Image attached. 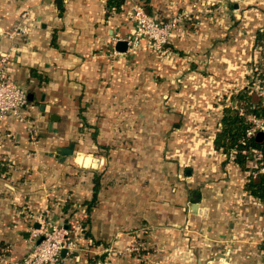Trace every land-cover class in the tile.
<instances>
[{"label": "crops", "instance_id": "1", "mask_svg": "<svg viewBox=\"0 0 264 264\" xmlns=\"http://www.w3.org/2000/svg\"><path fill=\"white\" fill-rule=\"evenodd\" d=\"M114 1L0 0V57L27 92L19 117H0V264L25 255L41 213L67 229L85 219L66 264H91L80 255L93 246L98 264H264V204L246 189L256 165L213 145L223 109L241 114L249 96L264 0H118V11ZM135 4L163 21L192 12L168 56L144 42L116 51ZM224 86L244 90L219 99ZM137 242L143 259L126 253Z\"/></svg>", "mask_w": 264, "mask_h": 264}, {"label": "built area", "instance_id": "2", "mask_svg": "<svg viewBox=\"0 0 264 264\" xmlns=\"http://www.w3.org/2000/svg\"><path fill=\"white\" fill-rule=\"evenodd\" d=\"M195 8V7H194ZM195 10V9H194ZM192 12H183L168 18L165 22H158L153 16L146 13L144 8L135 4L128 14V19L133 22L134 28L126 43L129 50L137 49L145 43L149 53L156 59H162L169 55L168 41L171 33L189 19ZM26 18L22 15V19ZM26 28L20 23L17 34H24ZM144 42V43H143ZM264 53V44L262 45ZM9 60L6 55L0 57V117H19L20 110L27 104V92L19 86L8 73ZM258 71L252 77L250 93L257 97L261 106L264 107V72ZM253 109V107H251ZM245 119L246 128L241 140L242 144L255 139L258 133L264 135V115L253 112L241 111ZM253 154V150L249 149ZM235 153L234 150L231 152ZM231 154V155H232ZM264 175V166H260L251 173L253 177ZM36 228L29 230L28 242L30 251L19 261L12 264H63L65 255H73L78 251V243L72 236V232L58 224L48 223L45 215L38 214L33 217Z\"/></svg>", "mask_w": 264, "mask_h": 264}, {"label": "trees", "instance_id": "3", "mask_svg": "<svg viewBox=\"0 0 264 264\" xmlns=\"http://www.w3.org/2000/svg\"><path fill=\"white\" fill-rule=\"evenodd\" d=\"M114 2L117 5V7H115L116 11H118L121 0L120 2L118 0ZM154 18L160 23L165 22L155 16ZM240 98L242 106L241 108L245 112H253L257 115H264V107L261 106L259 101L254 102L250 99V97H248V95H242V97ZM251 107H253V109H251ZM245 128L246 124L242 113L240 114L239 111L233 110L231 108H224L220 119V127L216 132L213 140L214 149L222 153L226 157H229L232 154V150H234L235 153L231 156L235 157V162L240 167L245 168V165H247L248 162L250 163L249 160L254 162V164L256 165L254 169L260 166H264V138L261 141L251 139L245 142V144H242L241 140L244 136ZM249 149H252L254 152L248 157ZM246 189L250 192L251 195L255 196L260 202L264 204L263 174H259L256 177H252V175L250 174L249 180L246 184ZM98 191V175H94L92 201L96 200Z\"/></svg>", "mask_w": 264, "mask_h": 264}, {"label": "rangeland", "instance_id": "4", "mask_svg": "<svg viewBox=\"0 0 264 264\" xmlns=\"http://www.w3.org/2000/svg\"><path fill=\"white\" fill-rule=\"evenodd\" d=\"M263 39H264V36H263ZM262 38L260 39V42H259V44H258V47H257V57H256V59H255V61H254V64H253V66H252V71H250V73H247L246 75H247V77H248V80H247V83H246V86H245V88H246V90L249 92V96L248 97H250V99L251 100H253L254 102H257L258 101V99H257V97L256 96H254V95H252V94H250V89H249V87H251V83H252V77H254L257 73H259L258 71H255V69H258V70H260L261 72H264V53H263V51H262V49H260V48H262V45L264 44V40H263ZM221 83H226L225 82V80H222V82H220L219 83V85H221ZM241 89L242 90H244L243 88H236L235 90L234 89H231V88H229V87H227V86H224V87H220L219 88V94H218V97H219V99H223V98H225L226 97V95H230V93L231 92H234V91H241ZM244 95V94H243ZM220 101V100H219ZM212 122H213V120H211ZM214 123V122H213ZM208 130L211 132V130L212 131H215L214 130V128H211L210 127V125H209V128H208ZM90 133H92V132H90ZM92 135V134H91ZM80 137L81 136H79L78 138L77 137H75V142H78L77 144H80V145H83L84 144V142L85 141H83V139H80ZM91 137V136H90ZM77 138V139H76ZM205 138H207V136H205ZM90 138H89V135H87V140H89ZM78 148H79V146H78ZM77 148V149H78ZM79 152V151H78ZM98 154H99V151H97V149H94L93 150V152H92V155H94L96 158H98ZM32 221H33V218L31 219ZM84 220L85 219H79V218H77V221H78V224H77V229L75 230V229H69L71 232H72V236L76 239V242L78 243V237H79V234H78V231H79V229H81V227L80 226H82V224L84 223ZM31 228H36V225H35V227L34 226H32V225H29V228H28V235H29V230L31 229ZM82 233V232H81ZM29 237V236H28ZM30 249L31 248H28L27 249V252L25 253V255H27L28 253H29V251H30ZM82 248L80 247V245H79V243H78V251L80 252V250H81ZM143 249H144V244L143 243H141V242H137V243H135V245H132V246H130V247H128L127 249H125L126 250V253H129V252H132V253H136L137 254V256H138V258H141V259H143L144 257H143ZM78 251L77 252H75L74 253V255H76L77 253H78ZM102 253H104V250L103 249H98V247H96V246H93L92 247V249H89L88 248V251H86L85 253H83L82 255H80V259H86L87 261H90V262H92L91 264H98V262H96V263H94L93 261H94V257H98V256H100ZM79 254V253H78ZM106 254H108L109 256H111V257H119L120 255H122V253L121 252H118V250L116 249V247H114V246H109V247H107V249H106ZM24 255V256H25ZM23 256V257H24ZM23 257H21V259L23 258ZM79 259V260H80ZM20 259H18V260H16V261H19ZM13 263V262H12ZM63 264H66V261H63L62 262ZM90 264V263H89Z\"/></svg>", "mask_w": 264, "mask_h": 264}, {"label": "water", "instance_id": "5", "mask_svg": "<svg viewBox=\"0 0 264 264\" xmlns=\"http://www.w3.org/2000/svg\"><path fill=\"white\" fill-rule=\"evenodd\" d=\"M126 42L125 41H119L116 45V51L123 53L126 51ZM263 134L262 133H258L255 137V139L257 141H261L263 139ZM73 149H74V144H69V146L67 148H58L57 153L61 156V160L64 159L67 156H70L73 154ZM97 165H98V159H96L92 165L91 168L92 169H97ZM89 165H86V167H88ZM193 200L196 202L197 201V196L193 197ZM190 204L189 205V209L191 211V213H195L197 211V204L196 203ZM62 257H64L65 255V251L63 250L61 253Z\"/></svg>", "mask_w": 264, "mask_h": 264}]
</instances>
